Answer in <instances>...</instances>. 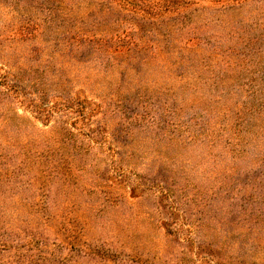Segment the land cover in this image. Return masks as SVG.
<instances>
[{
  "label": "rangeland",
  "instance_id": "obj_1",
  "mask_svg": "<svg viewBox=\"0 0 264 264\" xmlns=\"http://www.w3.org/2000/svg\"><path fill=\"white\" fill-rule=\"evenodd\" d=\"M0 264H264V0H0Z\"/></svg>",
  "mask_w": 264,
  "mask_h": 264
}]
</instances>
